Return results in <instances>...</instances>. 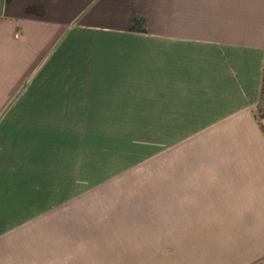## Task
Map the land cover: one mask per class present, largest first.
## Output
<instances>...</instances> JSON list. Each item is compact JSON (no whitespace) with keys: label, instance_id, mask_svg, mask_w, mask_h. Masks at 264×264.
<instances>
[{"label":"crops","instance_id":"obj_1","mask_svg":"<svg viewBox=\"0 0 264 264\" xmlns=\"http://www.w3.org/2000/svg\"><path fill=\"white\" fill-rule=\"evenodd\" d=\"M41 69L109 103L92 107L160 100L193 147L162 187L172 210L138 214L130 243L0 264H264V0H0V116Z\"/></svg>","mask_w":264,"mask_h":264},{"label":"rangeland","instance_id":"obj_2","mask_svg":"<svg viewBox=\"0 0 264 264\" xmlns=\"http://www.w3.org/2000/svg\"><path fill=\"white\" fill-rule=\"evenodd\" d=\"M53 71L31 75L0 116V261H21V245L130 243L138 214L172 210L162 187L193 147L192 126L162 124L160 100L92 107L109 103L64 93Z\"/></svg>","mask_w":264,"mask_h":264},{"label":"built area","instance_id":"obj_3","mask_svg":"<svg viewBox=\"0 0 264 264\" xmlns=\"http://www.w3.org/2000/svg\"><path fill=\"white\" fill-rule=\"evenodd\" d=\"M18 33H15V35H17Z\"/></svg>","mask_w":264,"mask_h":264}]
</instances>
